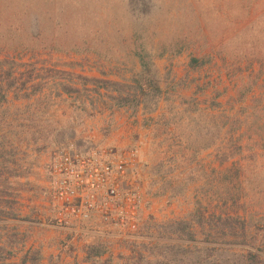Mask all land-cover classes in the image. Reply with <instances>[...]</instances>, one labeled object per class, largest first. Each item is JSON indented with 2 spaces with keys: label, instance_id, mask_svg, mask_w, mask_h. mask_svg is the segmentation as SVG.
<instances>
[{
  "label": "rangeland",
  "instance_id": "1",
  "mask_svg": "<svg viewBox=\"0 0 264 264\" xmlns=\"http://www.w3.org/2000/svg\"><path fill=\"white\" fill-rule=\"evenodd\" d=\"M263 106L264 0H0V264H264ZM99 146L136 153L131 233L48 207L53 154Z\"/></svg>",
  "mask_w": 264,
  "mask_h": 264
},
{
  "label": "built area",
  "instance_id": "2",
  "mask_svg": "<svg viewBox=\"0 0 264 264\" xmlns=\"http://www.w3.org/2000/svg\"><path fill=\"white\" fill-rule=\"evenodd\" d=\"M142 202L134 151L66 147L53 154L48 207L57 227L74 230L97 219L131 233Z\"/></svg>",
  "mask_w": 264,
  "mask_h": 264
},
{
  "label": "trees",
  "instance_id": "3",
  "mask_svg": "<svg viewBox=\"0 0 264 264\" xmlns=\"http://www.w3.org/2000/svg\"><path fill=\"white\" fill-rule=\"evenodd\" d=\"M143 62L141 61V64ZM143 65V64H142ZM151 75L150 73V70L149 68L146 66V65H143L142 66V70H141V73H140V76H138V80H134L135 81V84H136V87H135V91L137 92V95L139 96H149V95H155L156 92H158V87L155 85L154 81L152 79L149 78V76ZM84 80H87V81H93V79H87V78H82ZM255 85L257 86L258 85V82L255 83ZM249 91L251 92L252 89L250 90L249 88ZM238 93H240V96L242 95H245V94H242L241 90L238 91ZM5 98V97H4ZM6 99V98H5ZM260 112H263L264 114V106L259 110ZM232 117L233 120H234V116H230L228 114H224L223 116V120H222V131H224V135L229 133V130L231 127H234V131L235 130L237 132L241 131L244 123H245V119H240L238 118L236 121H232ZM232 134V133H231ZM230 134V135H231ZM179 227V225H177ZM186 229L189 230V227L188 228H185V229H176L174 230L175 233H185L186 232ZM188 236H190V233L188 232ZM191 238V237H190ZM189 249H186L183 251V253H181V258H177L176 254L173 253V251L168 248H163L160 250L159 252V256H153L152 258L148 259V258H145V259H142V257L140 256L138 259H137V263L135 262V264H194L195 262H192L190 260L189 257H192V252L189 251ZM185 258H189V260H186ZM133 259V257L131 256H128L127 260H131ZM238 259L240 261H244L246 262L247 260L249 261H252L253 263H260L261 260L259 258V256L255 253H252L250 251H247V254L244 255V256H238ZM237 259V260H238ZM127 264V263H126Z\"/></svg>",
  "mask_w": 264,
  "mask_h": 264
}]
</instances>
